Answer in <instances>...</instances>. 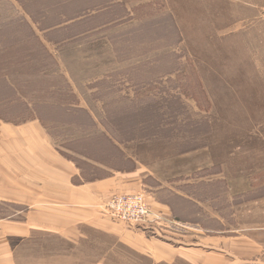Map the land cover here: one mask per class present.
<instances>
[{
	"label": "rangeland",
	"instance_id": "374dc122",
	"mask_svg": "<svg viewBox=\"0 0 264 264\" xmlns=\"http://www.w3.org/2000/svg\"><path fill=\"white\" fill-rule=\"evenodd\" d=\"M256 1L0 0V115L40 117L86 181L136 171L138 192L172 204L175 224L153 226H168L176 246L207 231L237 236L264 206V15L247 5ZM18 260L154 264L93 232L42 233Z\"/></svg>",
	"mask_w": 264,
	"mask_h": 264
},
{
	"label": "crops",
	"instance_id": "0c3cea01",
	"mask_svg": "<svg viewBox=\"0 0 264 264\" xmlns=\"http://www.w3.org/2000/svg\"><path fill=\"white\" fill-rule=\"evenodd\" d=\"M247 5L264 15V1ZM5 102L1 98L0 106ZM41 121L36 116L13 121L0 115V264H19L18 250L42 233L83 240L90 232L115 237L116 246L144 255L154 264H264L261 201L256 224H242L239 235L207 231L215 235L188 248L176 246L175 242L183 241L169 237L173 233L168 226H127L102 211L111 197L139 191L141 177L136 171L84 180L80 167L56 150ZM174 197L186 202L183 194ZM147 200L166 218L173 210L170 202Z\"/></svg>",
	"mask_w": 264,
	"mask_h": 264
},
{
	"label": "built area",
	"instance_id": "2783aa9c",
	"mask_svg": "<svg viewBox=\"0 0 264 264\" xmlns=\"http://www.w3.org/2000/svg\"><path fill=\"white\" fill-rule=\"evenodd\" d=\"M104 212L114 220L134 226L154 227L159 223H175L165 215L155 212L144 193L120 194L111 197Z\"/></svg>",
	"mask_w": 264,
	"mask_h": 264
}]
</instances>
